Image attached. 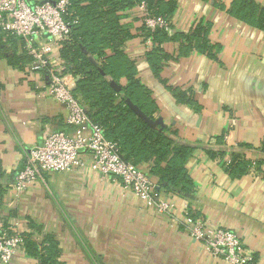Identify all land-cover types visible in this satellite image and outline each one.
Here are the masks:
<instances>
[{"label":"crops","instance_id":"crops-1","mask_svg":"<svg viewBox=\"0 0 264 264\" xmlns=\"http://www.w3.org/2000/svg\"><path fill=\"white\" fill-rule=\"evenodd\" d=\"M162 1L175 3L169 36L202 23L215 47L210 59L201 51L181 54L178 38L164 43L162 50L170 58L159 75L164 84L153 77L145 59L147 47L139 38L124 47L141 85L150 92L160 129L196 149L188 170L195 191L186 198L169 196L173 213L156 214L123 190L118 179L103 178L88 167L45 175L15 196L11 187L30 150L48 132L69 128L64 108L47 95L44 76L14 69L0 59L5 190L0 216L13 234L33 232L37 242L52 237L59 264H224L188 236L183 217L235 233L253 255V264H264V32L229 15L233 0ZM253 1L264 7V0ZM124 15V25L137 35V7ZM173 90L185 92L191 101L177 103ZM205 150H220L224 156L209 160ZM231 157L247 163L240 178L225 172ZM8 264L36 262L20 249Z\"/></svg>","mask_w":264,"mask_h":264},{"label":"trees","instance_id":"trees-1","mask_svg":"<svg viewBox=\"0 0 264 264\" xmlns=\"http://www.w3.org/2000/svg\"><path fill=\"white\" fill-rule=\"evenodd\" d=\"M143 4L147 15L169 21L174 12L173 1L162 0H70L64 20L71 26L70 33L60 44L58 57L78 76L74 98L83 106L92 123L98 125L105 139L114 144L123 162L144 173L161 197H189L195 191V184L189 174L194 147L180 144L174 132L152 127L156 107L150 92L141 85L135 63L127 59L125 44L139 38L146 48L145 59L152 75L160 81L163 63L170 58L162 46L169 40L178 38L181 54L201 51L213 59L214 46L209 41L207 25L196 24L188 33L169 36V28L148 30L141 22L138 34L130 32L124 25V14ZM231 17L246 25L264 32V7L253 0H233L228 11ZM141 19V18H140ZM0 59L18 70L25 71L31 63L20 42L10 34L0 33ZM164 84V81H160ZM177 103L190 102L185 92L172 91ZM136 108L147 120L140 118L131 108ZM220 144V142H215ZM209 160L222 158V151L205 150ZM226 162L225 172L231 178H240L247 172V163L239 157H231ZM4 175L0 170V207L2 195L1 182ZM7 236H12L4 223ZM31 229L38 231L31 224ZM33 233V232H32ZM20 235L22 249L36 264H59V249L56 241L46 236L37 242L33 234Z\"/></svg>","mask_w":264,"mask_h":264},{"label":"built area","instance_id":"built-area-1","mask_svg":"<svg viewBox=\"0 0 264 264\" xmlns=\"http://www.w3.org/2000/svg\"><path fill=\"white\" fill-rule=\"evenodd\" d=\"M69 6L70 0H0V33L22 42L23 51L31 59L27 71L44 76L47 95L64 108L69 128L48 132L41 144L30 150L11 192L18 196L45 175L73 174L88 167L103 178L118 179L123 190L156 214L173 213L172 199L155 193L156 187L144 173L122 161L115 145L105 139L103 130L91 122L86 109L74 98L79 77L71 74L58 57L60 44L76 24L64 20ZM137 10L148 30L169 28V21L147 15L143 4ZM146 47H150L149 42ZM182 220L188 236L212 257L224 264H253V255L235 233L188 217ZM3 225L0 216V262L8 264L22 249V239L19 234L7 236Z\"/></svg>","mask_w":264,"mask_h":264},{"label":"water","instance_id":"water-1","mask_svg":"<svg viewBox=\"0 0 264 264\" xmlns=\"http://www.w3.org/2000/svg\"><path fill=\"white\" fill-rule=\"evenodd\" d=\"M130 108L140 117V118H142V119H144V120H147L136 108H134V107H132L131 105H130ZM149 125L150 126H152V127H156V126H159V122H157V121H154V122H150L149 123ZM156 191H159V188H156L155 189Z\"/></svg>","mask_w":264,"mask_h":264}]
</instances>
